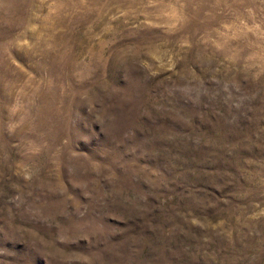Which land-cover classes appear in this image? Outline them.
I'll list each match as a JSON object with an SVG mask.
<instances>
[{"label":"rangeland","instance_id":"obj_1","mask_svg":"<svg viewBox=\"0 0 264 264\" xmlns=\"http://www.w3.org/2000/svg\"><path fill=\"white\" fill-rule=\"evenodd\" d=\"M0 264H264V0H0Z\"/></svg>","mask_w":264,"mask_h":264}]
</instances>
